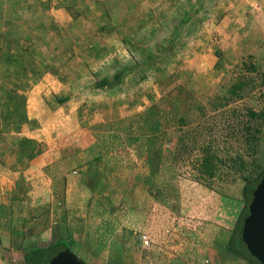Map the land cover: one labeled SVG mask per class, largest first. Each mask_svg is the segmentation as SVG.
Masks as SVG:
<instances>
[{
    "label": "rangeland",
    "instance_id": "rangeland-1",
    "mask_svg": "<svg viewBox=\"0 0 264 264\" xmlns=\"http://www.w3.org/2000/svg\"><path fill=\"white\" fill-rule=\"evenodd\" d=\"M53 1L70 21L35 14ZM20 63L58 67L67 126L123 134L121 166L91 184L106 198L77 233L84 264H149L138 234L153 225L134 228L138 210L168 215L158 239L233 228L264 167V0H0V81Z\"/></svg>",
    "mask_w": 264,
    "mask_h": 264
},
{
    "label": "crops",
    "instance_id": "crops-1",
    "mask_svg": "<svg viewBox=\"0 0 264 264\" xmlns=\"http://www.w3.org/2000/svg\"><path fill=\"white\" fill-rule=\"evenodd\" d=\"M56 2L45 8L41 4L44 10L35 14L51 22L70 21ZM5 55L12 56V51ZM57 68L37 72L30 65H10L0 81V264H24L28 250L57 242L74 253L81 226L92 231V200L106 198L93 193V178L105 182L108 168L123 162L122 133L67 126L76 115L73 108L63 110L66 105L58 104L62 98L71 103V94ZM146 211L138 210L131 224L153 225L149 264H250L226 250L230 222L226 229L213 224L176 228L174 237L158 239L156 225L171 227L168 215Z\"/></svg>",
    "mask_w": 264,
    "mask_h": 264
},
{
    "label": "water",
    "instance_id": "water-1",
    "mask_svg": "<svg viewBox=\"0 0 264 264\" xmlns=\"http://www.w3.org/2000/svg\"><path fill=\"white\" fill-rule=\"evenodd\" d=\"M240 238L248 253L264 264V167L251 192L247 213L242 218ZM47 264H84L75 254L64 250L53 255Z\"/></svg>",
    "mask_w": 264,
    "mask_h": 264
},
{
    "label": "trees",
    "instance_id": "trees-1",
    "mask_svg": "<svg viewBox=\"0 0 264 264\" xmlns=\"http://www.w3.org/2000/svg\"><path fill=\"white\" fill-rule=\"evenodd\" d=\"M112 78H116V74L113 75ZM98 82L106 87L110 85L109 83L108 84L106 83V79H100V81ZM208 162H209L208 158L207 159L203 158V164H206ZM260 174L256 179L246 182L243 185L242 192H243V197H244V205H243L242 210L240 211V214L236 222L234 223L232 231L230 235L228 236V239L225 245L226 250L228 252L236 256L245 258L246 260L249 261L250 264H260V263L254 257H252L246 250L245 245L240 238V230H241L242 218L247 213V204L250 201L251 192L254 186L259 181ZM64 250H68V248L64 245L63 242H57L48 248L35 247V248L28 250V252L23 256V262L24 264H47L48 260L53 255L61 251H64Z\"/></svg>",
    "mask_w": 264,
    "mask_h": 264
},
{
    "label": "built area",
    "instance_id": "built-area-1",
    "mask_svg": "<svg viewBox=\"0 0 264 264\" xmlns=\"http://www.w3.org/2000/svg\"><path fill=\"white\" fill-rule=\"evenodd\" d=\"M138 240H139L140 245L142 247H145V248H150L154 244V241H153L151 235H149L146 232H140L138 234Z\"/></svg>",
    "mask_w": 264,
    "mask_h": 264
}]
</instances>
